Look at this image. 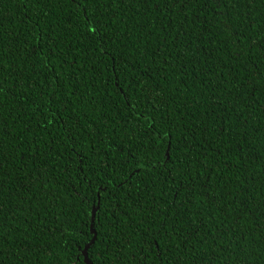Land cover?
I'll return each mask as SVG.
<instances>
[{"label": "trees", "instance_id": "trees-1", "mask_svg": "<svg viewBox=\"0 0 264 264\" xmlns=\"http://www.w3.org/2000/svg\"><path fill=\"white\" fill-rule=\"evenodd\" d=\"M88 245L264 264V0H0V264Z\"/></svg>", "mask_w": 264, "mask_h": 264}, {"label": "water", "instance_id": "water-1", "mask_svg": "<svg viewBox=\"0 0 264 264\" xmlns=\"http://www.w3.org/2000/svg\"><path fill=\"white\" fill-rule=\"evenodd\" d=\"M97 211H98V209H94V211H93V223H94V220H95V216H96V214H97ZM92 233L94 234V238H93V240L91 241L90 245H93V244L95 243V241H96V238H97V236H96V231L93 229V227H92ZM90 245H88V246L86 247L85 251H84L85 262H86L87 264H92V262L88 259V256H87V250L89 249V246H90Z\"/></svg>", "mask_w": 264, "mask_h": 264}, {"label": "snow or ice", "instance_id": "snow-or-ice-1", "mask_svg": "<svg viewBox=\"0 0 264 264\" xmlns=\"http://www.w3.org/2000/svg\"><path fill=\"white\" fill-rule=\"evenodd\" d=\"M180 2H183V0H180ZM223 4V0H217V6L219 7L220 5ZM95 31V29H93Z\"/></svg>", "mask_w": 264, "mask_h": 264}]
</instances>
